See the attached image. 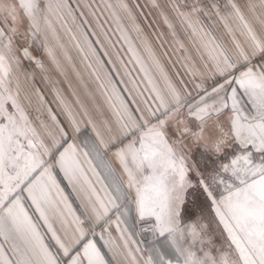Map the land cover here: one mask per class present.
<instances>
[{
  "label": "snow or ice",
  "instance_id": "6c2138e0",
  "mask_svg": "<svg viewBox=\"0 0 264 264\" xmlns=\"http://www.w3.org/2000/svg\"><path fill=\"white\" fill-rule=\"evenodd\" d=\"M0 264H264V0H0Z\"/></svg>",
  "mask_w": 264,
  "mask_h": 264
}]
</instances>
